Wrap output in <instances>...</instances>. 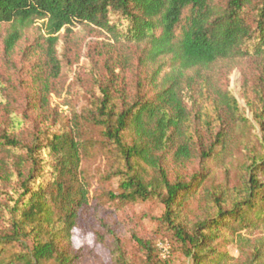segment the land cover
Masks as SVG:
<instances>
[{
    "label": "trees",
    "instance_id": "trees-1",
    "mask_svg": "<svg viewBox=\"0 0 264 264\" xmlns=\"http://www.w3.org/2000/svg\"><path fill=\"white\" fill-rule=\"evenodd\" d=\"M37 21H44L49 73L33 91L38 128L27 142L20 140L18 134L31 120L12 114L10 132L0 137V180L19 178L14 191L1 197L0 264H75L82 258V251L73 249L72 234L91 206L82 168L89 154L83 122L102 129L113 154L110 175L119 180V193L112 198L121 204L159 201L163 224L194 264H223L226 248L238 236L244 245L251 239L243 234L264 229V136L258 139L262 151H256L234 199L213 193L215 211L192 229L180 220L192 201L211 195L206 187L210 172L187 180L171 166L196 157L220 162L230 146L227 127L258 126L264 134V0H0V25ZM81 27L107 40L106 76L96 79L99 94L90 110L68 119L61 108L69 102L51 106V95L62 94L52 80L62 73L60 35ZM17 39L11 36L8 50ZM123 47L132 55L119 52ZM246 65L260 73L247 81L255 124L220 81L224 71ZM127 71L133 73L132 95ZM205 106L223 126L206 145L198 141V116L192 113L200 114ZM50 122L55 127H44ZM144 248L149 263L158 264L152 245ZM113 256L116 264H128L117 237Z\"/></svg>",
    "mask_w": 264,
    "mask_h": 264
},
{
    "label": "rangeland",
    "instance_id": "rangeland-1",
    "mask_svg": "<svg viewBox=\"0 0 264 264\" xmlns=\"http://www.w3.org/2000/svg\"><path fill=\"white\" fill-rule=\"evenodd\" d=\"M13 35H17L18 39L13 50H8L7 42ZM46 36L44 21H37L29 26L0 25V137L10 132L12 114L26 115L31 120L23 132L18 134L24 142H27L34 128L39 126L38 113L32 111V97L38 80L49 73L44 54L47 47ZM106 42L105 37L97 31L82 27L64 31L60 35L57 56L62 73L58 80L52 82L62 94L61 97L56 93L51 95V106L69 102L70 106L61 108L65 118L70 119L73 112L78 115L87 113L94 94L98 96L96 79L105 80L106 76L103 66L107 57L103 49ZM121 49L119 52L133 53L129 48ZM259 74L258 69L249 65L238 67L229 74L226 71L220 74L221 85L236 97L244 115L252 123L253 114L249 104L253 94L247 88V81L254 76L256 80L259 79ZM125 75L128 92L132 95L133 73L127 71ZM201 111L203 112L200 114L192 111L194 116H198L194 131L198 133V141L206 145L214 141L215 135L223 126L214 119L216 114L211 108L205 106ZM46 126L55 127L51 122L44 124ZM225 131L230 134V146L220 162H203L196 157L183 165H171L172 173L187 180L202 171L210 172L206 187L211 195L192 201L180 220L187 229H192L215 211L213 193L222 192L225 201L234 199L236 189L244 182L247 167L252 163L256 151H262L258 139H263L264 134L258 126L249 127V130L227 127ZM83 134L89 146V154L84 159L82 168L90 182L91 206L73 230V249L82 251V258L75 264H116L113 256L115 237L120 239L128 264H152L149 263L144 244H150L155 249V261L158 264H194L175 233L163 224L165 209L159 201L121 204L112 198V195L119 193V180L110 175L115 167L114 157L107 149L102 129L83 122ZM18 180L19 178H13L12 182L0 180V202L4 194L11 193L19 185ZM107 227L113 233L110 234ZM242 236L249 237L251 242L240 245L238 236L226 248L229 256L223 264H250L252 259H263L264 264V229L252 236Z\"/></svg>",
    "mask_w": 264,
    "mask_h": 264
}]
</instances>
